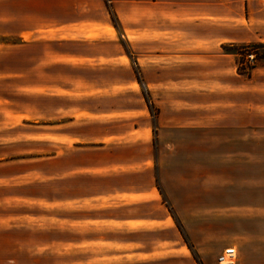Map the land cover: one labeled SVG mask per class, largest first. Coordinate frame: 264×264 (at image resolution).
<instances>
[{"label": "rangeland", "instance_id": "rangeland-1", "mask_svg": "<svg viewBox=\"0 0 264 264\" xmlns=\"http://www.w3.org/2000/svg\"><path fill=\"white\" fill-rule=\"evenodd\" d=\"M76 3L83 9L70 10ZM65 4L64 16L19 17L14 0H0V216L43 236L49 256H35L33 264H215L227 247L236 249V264H264V129L242 134L257 143L211 144L196 177L198 192L182 190L178 197L181 225L200 263L190 258L163 208L150 202L135 206L137 214L160 223L147 221L129 232L115 223L75 219L73 210L88 208L69 204L68 192L60 210L57 157L81 145L71 136L75 126L93 112L141 117L154 91L140 85L139 65L155 54L169 56L177 40L157 29L149 2ZM257 49L259 58L263 51ZM16 190L27 198L13 196ZM13 258L14 264H30L26 257H0V264Z\"/></svg>", "mask_w": 264, "mask_h": 264}, {"label": "crops", "instance_id": "crops-1", "mask_svg": "<svg viewBox=\"0 0 264 264\" xmlns=\"http://www.w3.org/2000/svg\"><path fill=\"white\" fill-rule=\"evenodd\" d=\"M14 1L19 17L64 16L67 8L65 0ZM137 1L151 3L157 29L160 26V31L171 32L177 39L169 46V56L155 54L139 65V83L152 88L153 103H147L138 118L93 112L75 126L71 136L81 145L57 157L58 204L65 210L62 195L67 197L68 192L69 204L88 208L81 213L73 210L75 219L115 223L129 232L147 221L160 223L161 219L137 214L135 206L150 202L163 208L190 258L200 263L199 251L181 225L178 197L182 199L183 191L198 190L196 177L204 158H209L211 144L259 142L244 140L242 134L264 129V57L246 72L238 62L240 51L232 48L257 46L264 55V0ZM69 9L77 12L83 5L78 10L76 3ZM69 20L77 19L63 21ZM123 122L132 128H123ZM13 196L27 198L17 190ZM110 208L117 212L110 213ZM35 256H49L43 236L0 216V257H26L33 264ZM10 260L15 263L14 258Z\"/></svg>", "mask_w": 264, "mask_h": 264}, {"label": "built area", "instance_id": "built-area-1", "mask_svg": "<svg viewBox=\"0 0 264 264\" xmlns=\"http://www.w3.org/2000/svg\"><path fill=\"white\" fill-rule=\"evenodd\" d=\"M258 49L254 46H246L240 51L241 66L243 71L249 72L253 69L258 60ZM237 251L233 247H227L221 251L217 256L215 264H236L237 263Z\"/></svg>", "mask_w": 264, "mask_h": 264}, {"label": "trees", "instance_id": "trees-1", "mask_svg": "<svg viewBox=\"0 0 264 264\" xmlns=\"http://www.w3.org/2000/svg\"><path fill=\"white\" fill-rule=\"evenodd\" d=\"M256 47V46H255ZM242 48L238 49V51H241ZM264 55H262L261 57L258 58V60H260L261 58H263ZM196 260V259H195Z\"/></svg>", "mask_w": 264, "mask_h": 264}]
</instances>
